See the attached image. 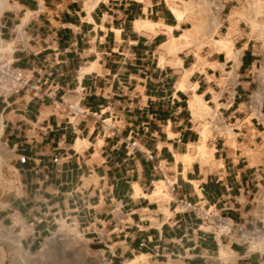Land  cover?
Returning <instances> with one entry per match:
<instances>
[{
  "label": "crops",
  "instance_id": "obj_1",
  "mask_svg": "<svg viewBox=\"0 0 264 264\" xmlns=\"http://www.w3.org/2000/svg\"><path fill=\"white\" fill-rule=\"evenodd\" d=\"M0 44L35 86L0 96V264L58 231L90 264H264L176 207L262 216L264 0H0Z\"/></svg>",
  "mask_w": 264,
  "mask_h": 264
},
{
  "label": "built area",
  "instance_id": "obj_2",
  "mask_svg": "<svg viewBox=\"0 0 264 264\" xmlns=\"http://www.w3.org/2000/svg\"><path fill=\"white\" fill-rule=\"evenodd\" d=\"M257 4L251 5V10L257 11ZM21 29V28H20ZM20 29L15 34V39H20ZM13 52V46L0 44V96L6 98L19 94L24 90H35V86L29 83L28 74L22 70L12 67L8 59ZM49 96V94H47ZM67 109L72 116H79L81 112L74 105H68ZM162 182L168 192L173 193L176 180L172 176H163ZM256 204L259 205L261 217L252 218L246 225L242 221H234L221 213L215 206H202L191 204L186 200L176 201V207L180 212L193 214L202 224L207 226L216 238L227 237L234 244L245 246L248 253L264 255V193L257 196Z\"/></svg>",
  "mask_w": 264,
  "mask_h": 264
},
{
  "label": "rangeland",
  "instance_id": "obj_3",
  "mask_svg": "<svg viewBox=\"0 0 264 264\" xmlns=\"http://www.w3.org/2000/svg\"><path fill=\"white\" fill-rule=\"evenodd\" d=\"M4 173V170H0V181L2 182ZM8 173L10 171L6 172V174ZM91 260L92 257L85 254L75 238L64 237V233L58 231L53 234L52 238L42 244V249L34 255L32 261H29L32 264H90Z\"/></svg>",
  "mask_w": 264,
  "mask_h": 264
}]
</instances>
